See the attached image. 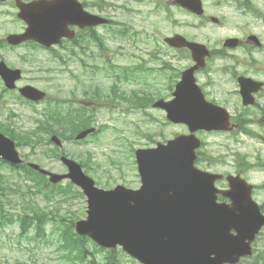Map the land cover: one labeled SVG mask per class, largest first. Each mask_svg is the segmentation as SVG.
<instances>
[{"label":"flooded vegetation","instance_id":"af4514ba","mask_svg":"<svg viewBox=\"0 0 264 264\" xmlns=\"http://www.w3.org/2000/svg\"><path fill=\"white\" fill-rule=\"evenodd\" d=\"M150 5L160 21H152L149 28L131 23L135 17H140V9ZM53 9L65 15L60 24L66 35L57 46L48 49L59 51L58 57L51 61L74 66L80 71L71 76L74 89L65 100L52 97L43 101L48 109L52 107L65 115L72 114L81 129L94 125L99 129L98 115L105 107L123 109L126 105L140 109L145 103L142 99L148 101L155 97L152 95L155 81L136 78L140 74L139 66H127L128 58L121 61L127 48L133 50L128 55L139 62L164 65L160 69L169 71L166 77L171 91V95L164 96V99H171L184 71L196 65L193 52L186 44L167 41L184 37L206 51L204 67L195 71L206 99L231 114V100L235 98L234 108L251 117H233L234 135L240 134L264 146V0H0V95L14 97L20 83L45 79V64L36 61L34 53H44L47 48L35 39L25 38L17 42L12 36L29 34L36 17L39 31H45L46 15ZM121 15L130 17V22L119 20ZM100 60L102 66L112 72L105 76L112 80L111 88L109 85L105 91L98 87L97 90L90 89L86 85L79 87V82L91 81V76L81 74L83 68L99 66ZM128 68H132V73H128ZM17 73L20 75L15 81L18 84L15 89L3 85ZM215 76H220L219 82L224 85L230 83V90L224 94L222 102L212 91L218 85ZM138 82H143L147 89L141 88ZM247 82H251L249 87L253 83L262 84V89L255 97L251 96L249 104H245L242 93ZM40 103H36L37 106L42 105ZM93 111L97 117L88 118L86 115ZM41 114L49 117L45 107ZM90 120L94 121L87 122ZM109 126L118 128L115 123ZM205 163L208 166L207 162H201ZM234 165L236 171L232 174L253 185V200L264 214V203L256 198L260 188L248 178L249 173L264 172V156L258 151L242 160L235 157ZM216 186L220 190H229L227 178L217 181ZM218 202L229 204L232 199L220 193ZM263 237L259 235L255 241L254 254L242 257L238 264H264V250H259Z\"/></svg>","mask_w":264,"mask_h":264},{"label":"water","instance_id":"95a60500","mask_svg":"<svg viewBox=\"0 0 264 264\" xmlns=\"http://www.w3.org/2000/svg\"><path fill=\"white\" fill-rule=\"evenodd\" d=\"M54 18L59 20V14ZM37 29L36 26L32 31L34 37L51 45L57 33L39 34ZM177 40L185 42L181 37ZM185 43L199 52V44ZM195 58L201 64L183 74L175 99L155 104L167 112L169 121L186 124L191 134L136 151L143 184L140 189L123 185L100 189L73 161L63 159L70 169V174L65 175L29 164L49 175L52 183L70 179L83 189L89 207L87 218L75 224L79 236H88L108 249L122 246L142 264H236L242 257L252 255L251 243L264 226V216L251 198V185H245L239 177L240 181L233 183V176H229L232 186L225 195L233 203L218 204L215 182L224 176L200 171L195 166L196 151L202 144L196 137L197 131L232 130L229 114L208 103L196 84L193 73L204 62L199 55ZM21 92L33 100L45 96L33 87H25ZM94 131L85 130L77 139ZM0 147L7 150L3 158L22 163L14 142L0 135Z\"/></svg>","mask_w":264,"mask_h":264},{"label":"rangeland","instance_id":"374dc122","mask_svg":"<svg viewBox=\"0 0 264 264\" xmlns=\"http://www.w3.org/2000/svg\"><path fill=\"white\" fill-rule=\"evenodd\" d=\"M140 12V17H135L131 22L136 26L149 28L152 21H160V18L154 14L152 5L140 9ZM119 20L129 23L130 17L121 15ZM147 50H150V48L148 47ZM132 52L133 50L127 48L125 56L121 61L124 62L128 58L130 62L127 66H139L137 67L138 70L140 65H144V68L139 70L140 74H137L136 78L140 80L144 78H147V80L154 79L155 85L152 87V95L155 97L161 96V98H164V96L171 95L169 81L166 77L167 74H165L166 71L160 69L164 65L160 63L155 65L156 63L154 62H139L128 55V53ZM53 54L55 52L34 53L35 60L40 64L43 62L45 64V79L35 83L23 82L20 83V86L28 84L47 91L52 96L68 97L69 93L74 89V82L71 76L79 73L80 70L74 66L60 63L54 64L51 61ZM129 69L132 71V68ZM150 69L152 71H149ZM81 74L93 76L90 78L91 81L87 80V83L79 82V87L86 85L90 89L98 87L107 91L109 85L112 83L111 79L105 78L108 74L104 71L102 60H100L98 67L89 68L87 73L86 68H83ZM34 75L38 77L36 73ZM215 79L218 80V85L212 91L218 95V99L222 102L225 98L224 94L230 90V83L227 82L224 85L219 82L220 76H215ZM137 84L141 88L147 89L143 82H138ZM231 101L233 102V110L231 112L234 116H237L240 113L234 108L236 106V99L233 98ZM44 107L45 103L33 107L13 100H10V103L7 105L0 100V120L7 122L14 121L17 126L24 128L23 132H26L28 128L33 127L34 123L31 118L36 115L35 109L42 110ZM12 112L16 113L17 116L12 117L10 115ZM99 121L108 125L117 122L123 126L119 125L117 129L109 126L110 128L105 129L98 137L92 138L90 135L84 142H65L63 150L69 152L77 159L79 157L83 159L84 157H88L89 153L92 154L97 166L96 171L89 172V175L103 189L113 188L118 184H123L129 188L139 187L140 178L135 161V153H132V149L153 147L159 141L166 142L168 139L174 138L179 134L189 133L185 125L169 122L166 119L165 112L152 106L137 112H128L126 110L112 112L108 109H103L100 113ZM197 136L203 142L200 152H202L204 159L217 162L212 167L207 166L206 163H196L201 169L219 173H233L236 171L234 165L235 157L242 160V158L251 156L258 151L264 156L263 145H260L259 142L254 143L247 140L242 135L201 131L197 133ZM49 149L50 147H43L41 151L35 153L29 148L19 150L22 156L28 155L26 157L31 162L42 165L47 170L66 173L67 170L59 159L48 158L44 155L43 151H49ZM0 171L5 175L8 185H16L22 190L28 185L27 182L29 181L27 179L23 181L20 175L12 173L8 167L2 166ZM248 178L260 188L256 198L261 203H264V190L261 189L264 187V172L249 173ZM67 184L69 182L65 181L62 186H66ZM32 197L33 199L30 201L34 200L37 206L39 205L45 210H52L55 207L54 217L56 221L48 224L47 238L45 239H35L34 233L30 238L20 237L18 225L3 230L0 233V264H78L79 262L67 250L64 252L60 249L63 240L58 229L62 228V225H57V228L55 225L56 222L60 221L61 217L75 221L85 219L87 217L86 199H83L82 196L74 195L72 192L52 195L54 200L51 203L46 202L45 199L40 197V194L39 196ZM9 198L12 200V203L17 202L16 195H9ZM18 208H13V210L19 211L20 209ZM88 246L91 252L96 255L100 264H139L124 254L119 248L117 249L119 251L118 254L109 262V259L106 257L109 253L97 251L94 244L90 241L88 242ZM259 250H264V237L260 243Z\"/></svg>","mask_w":264,"mask_h":264},{"label":"trees","instance_id":"16d2710c","mask_svg":"<svg viewBox=\"0 0 264 264\" xmlns=\"http://www.w3.org/2000/svg\"><path fill=\"white\" fill-rule=\"evenodd\" d=\"M76 131L77 130H73L72 133L75 134ZM66 132H68L67 129H59V131L55 130V133H58L62 136H64ZM9 133L13 138L20 139L19 145L21 146L29 145L30 143L27 141L33 140L32 136L29 135L24 136V138L27 139L26 141L21 137L22 135L17 134L14 130L10 131ZM18 169L24 171V173L27 174L26 177H29L40 191L48 189L44 194V197L47 200L50 199L51 194H64L68 191H71L75 195H82V193L76 190L71 183H69L66 187L53 186L49 184V182H47L45 177H43L42 175L40 176V174L36 173L27 166H20L18 167ZM13 187L14 186H10L5 183L4 178L0 175V233L7 227L18 223L21 229V237H24V235H29V233L32 231H36L38 237L46 236L47 221L50 219L48 213L39 209H34L30 205L29 201H27L26 195H21V190L18 187ZM10 194H16L18 196L19 202L22 203V206L20 208H22L23 211L11 210L13 208H16L17 204L12 203V200L8 196ZM60 221L64 223L63 232L60 233L61 238L64 240V244L66 245V248L64 249H66L71 256H74V259L79 262L78 264H100L97 260V257L90 251V248L88 246L89 240L79 237L76 234L74 229L75 220H70L67 222V220L64 218ZM94 246L97 251H104L97 245ZM107 252L109 253L107 257L110 262L112 259H114L115 255L118 254L119 251L116 249Z\"/></svg>","mask_w":264,"mask_h":264}]
</instances>
